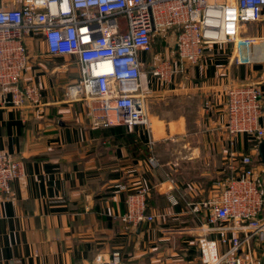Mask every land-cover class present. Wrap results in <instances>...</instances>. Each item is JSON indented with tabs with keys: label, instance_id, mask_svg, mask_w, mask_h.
<instances>
[{
	"label": "crops",
	"instance_id": "crops-1",
	"mask_svg": "<svg viewBox=\"0 0 264 264\" xmlns=\"http://www.w3.org/2000/svg\"><path fill=\"white\" fill-rule=\"evenodd\" d=\"M242 33L255 40L208 45L170 82L148 76L150 126L134 127L95 126L99 104L66 96L78 79L75 59L52 58L29 40L21 82L40 88V102L17 106L0 88V151L23 163V176L0 191V264H203L220 255L205 212L188 204L225 182L232 154L252 157L264 188L256 139L230 138L225 128L231 87L257 85L264 112V20ZM155 50L147 62L166 54ZM142 188L155 220L131 227L122 217Z\"/></svg>",
	"mask_w": 264,
	"mask_h": 264
},
{
	"label": "built area",
	"instance_id": "built-area-1",
	"mask_svg": "<svg viewBox=\"0 0 264 264\" xmlns=\"http://www.w3.org/2000/svg\"><path fill=\"white\" fill-rule=\"evenodd\" d=\"M264 20V0H0V88L13 104H37L40 88L23 84L30 62L28 41L41 40L49 56L73 57L78 79L66 96L98 103L95 126H150L147 77L170 82L199 64L208 45L249 43L243 29ZM161 42L165 55H153ZM149 64V68L145 65ZM262 91L257 85L231 87L226 94V131L230 138H264ZM99 111V112H98ZM229 176L205 201L190 203L205 212L208 231L225 250L203 264H261L264 259V188L250 155L232 154ZM23 176V163L0 151V191ZM148 191L127 200L122 221L131 227L152 223Z\"/></svg>",
	"mask_w": 264,
	"mask_h": 264
},
{
	"label": "water",
	"instance_id": "water-1",
	"mask_svg": "<svg viewBox=\"0 0 264 264\" xmlns=\"http://www.w3.org/2000/svg\"><path fill=\"white\" fill-rule=\"evenodd\" d=\"M258 152L261 161L264 162V138L259 143Z\"/></svg>",
	"mask_w": 264,
	"mask_h": 264
},
{
	"label": "rangeland",
	"instance_id": "rangeland-1",
	"mask_svg": "<svg viewBox=\"0 0 264 264\" xmlns=\"http://www.w3.org/2000/svg\"><path fill=\"white\" fill-rule=\"evenodd\" d=\"M39 42H40V41H39ZM41 42H42V41H41ZM157 47H164V46H163V44H162L161 42H159V41L156 40V42L154 43V48L157 49ZM165 50H166V49H165ZM155 51H156V50H155ZM160 51H161V50H160ZM156 52H157V51H156ZM164 53H165V52H163V55H164ZM68 73H69V71H68ZM68 85H69V84H68ZM68 85H67V86H68ZM67 86H66V87H67ZM258 154H259V152H258ZM258 158H260V157H258Z\"/></svg>",
	"mask_w": 264,
	"mask_h": 264
},
{
	"label": "trees",
	"instance_id": "trees-1",
	"mask_svg": "<svg viewBox=\"0 0 264 264\" xmlns=\"http://www.w3.org/2000/svg\"><path fill=\"white\" fill-rule=\"evenodd\" d=\"M262 263L264 264V259L262 260Z\"/></svg>",
	"mask_w": 264,
	"mask_h": 264
}]
</instances>
